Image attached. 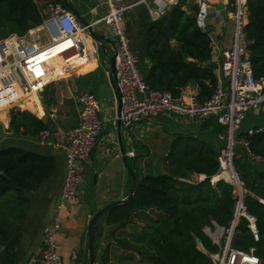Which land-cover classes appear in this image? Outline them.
I'll use <instances>...</instances> for the list:
<instances>
[{"label":"trees","instance_id":"1","mask_svg":"<svg viewBox=\"0 0 264 264\" xmlns=\"http://www.w3.org/2000/svg\"><path fill=\"white\" fill-rule=\"evenodd\" d=\"M189 3V0H177V5L160 19L150 21L146 35V57L150 66L144 80L150 90H165L174 96L191 87L204 103L217 87L216 64L212 62L209 32L198 29L195 24L197 6H192L190 12L184 10ZM42 22L33 0H0V40L11 35L25 36ZM245 32L253 41L248 49L252 75L262 81L264 0H247ZM0 119L6 121L4 112L0 113ZM45 128L33 115L10 110V132L37 136ZM236 137L245 139L250 152L264 161V129L253 135L238 132ZM240 151L237 150L233 163L244 183L245 211L254 220L258 241L253 239L249 221L239 217L231 247L242 252L253 249L264 261V168L259 163H251L245 152ZM218 153V149L205 141L178 135L163 158L164 172L143 176L130 201L102 216L105 224L127 222L135 212L155 210L160 217L151 223V235L133 244L122 240L126 249L142 254V248L137 247L142 244V255L151 264H212L205 253H216L218 246L204 229L213 232L216 225L227 229L236 203L230 185L223 181L211 182L218 172ZM53 169L51 158L20 148L0 149V264L16 263L22 227L30 208L29 194L52 175ZM200 176L202 180L195 179Z\"/></svg>","mask_w":264,"mask_h":264},{"label":"built area","instance_id":"2","mask_svg":"<svg viewBox=\"0 0 264 264\" xmlns=\"http://www.w3.org/2000/svg\"><path fill=\"white\" fill-rule=\"evenodd\" d=\"M107 13L103 22L114 41L113 58L115 61V90L120 101L119 116L109 122L129 130L133 125L151 122L162 115H172L192 122L206 119L223 127L225 144L219 149L217 162V180L223 181L233 188L236 203L233 220L227 229H215L211 236L216 253H205L212 264H264L254 254V250L242 252L231 247L236 222L239 217L247 219L254 241H258L253 218H249L244 206V183L234 168L236 151H244L255 163L263 160L250 152L245 139H238L236 134L250 111L264 110V80L254 79L250 67L248 49L253 41L245 32L247 24V0H232L233 9L230 18L234 23L230 47L222 51L216 65L217 87L211 98L204 103L198 99L196 89L185 88L178 96L168 91H152L148 88L139 69V61L131 48V40L122 27L124 14L133 5L123 6V0H105ZM151 22L160 19L166 11L177 5V0H142ZM197 11L195 24L198 29L208 32L207 18L209 14L208 0L196 1ZM48 17L40 26L34 27L27 35L44 33L48 43L41 46L29 40L27 36H9L0 41V112L20 109L22 100L34 97L45 85L50 67L68 62L79 54H84L81 46V33L85 31L76 18L61 2H51L46 6ZM57 50L52 60L39 63L36 59ZM35 61V62H33ZM226 86V92L222 90ZM79 116L76 126L65 131H54L45 128L36 136L40 147L61 150L65 156L66 174L60 192L57 208L60 210L75 200L78 189L84 178L85 165L98 144L103 122L99 117L100 105L95 96L84 92L77 97ZM57 108L51 106L49 117L57 116ZM264 127L250 128L248 135L258 134ZM133 156V153H129ZM228 174L229 178H226ZM235 178L233 182L232 179ZM199 180H202L201 178ZM61 224L56 217L45 226L41 257L43 264H64L56 243V236Z\"/></svg>","mask_w":264,"mask_h":264},{"label":"crops","instance_id":"3","mask_svg":"<svg viewBox=\"0 0 264 264\" xmlns=\"http://www.w3.org/2000/svg\"><path fill=\"white\" fill-rule=\"evenodd\" d=\"M58 1L60 0H33L42 20L48 17L47 4ZM141 1L123 0V6L133 5V7L124 14L122 27L131 40V48L138 58L140 72L145 78L150 66L146 57V35L150 19L146 7L140 3ZM189 1V5L184 8L186 12H190L192 6H196L197 0ZM70 2L81 18L90 24L94 34L103 38L102 42H96L86 31L82 32L81 46L84 49V54L81 53L59 66L50 67L44 89L34 97L22 100L20 109L15 110L25 111L33 115L46 128L54 131H65L78 123L79 104L77 97L81 93L90 92L100 105L99 117L103 122L102 132L97 146L85 165L84 178L75 200L60 210L57 206L66 174L64 152L40 147L37 144L36 136H21L17 144L0 147V149L20 148L51 158L54 166L52 175L37 190L29 194L30 208L22 227L15 264H43L41 257L43 230L56 217L61 224L56 236V243L64 264H84L87 252L84 251L87 248V226L90 218L101 208L96 196L97 188L93 186L94 175L97 173L101 176L111 163L120 160L122 147L129 171L120 163L112 187L106 191L103 199L105 204L126 199L134 183L137 184L143 176L164 172L163 158L169 151L174 139L180 135L178 133L171 135L173 138H170L167 147L162 148L163 151L160 149L157 159L150 160L148 139L143 137L145 130L142 124L151 123L164 127L167 122L165 117L168 119L178 117L162 115L151 122L133 125L129 130L119 125L114 126L109 122L111 118L117 116L119 102L108 64L110 57L113 56L114 41L103 22V17L107 13L106 3L105 0H71ZM208 2L210 8L207 30L212 40V62L217 65L222 51L227 50L231 44L234 23L230 18V13L233 4L232 0H208ZM26 36L41 46L48 43L46 35L41 37L37 34L31 37L26 33ZM100 46H103L105 52L100 49ZM51 106L57 108L58 112L55 118L49 117ZM0 113L3 115V111ZM248 114L249 118L245 121ZM248 114L240 126V132H246L250 128L264 127V110L251 111ZM193 123L200 124L201 139L199 140L205 141L218 150L224 146L223 127L215 128L213 125L217 123L214 119ZM6 127L9 128V125ZM188 135L194 137L192 130H188L182 136L188 137ZM203 137L205 140H202ZM129 153L134 155L131 156ZM159 166L160 171L158 172ZM87 178L88 182L86 181ZM200 178L203 179L202 176L195 177L198 180Z\"/></svg>","mask_w":264,"mask_h":264},{"label":"rangeland","instance_id":"4","mask_svg":"<svg viewBox=\"0 0 264 264\" xmlns=\"http://www.w3.org/2000/svg\"><path fill=\"white\" fill-rule=\"evenodd\" d=\"M208 22L209 18H207V25ZM44 35V33L39 34V36L41 37H43ZM222 90L226 92L227 89L225 85H223ZM5 115L6 121L0 119V147L7 146L10 144L15 145L17 144V141H20L21 138V136L10 132L9 129L6 127L9 125L10 111L8 110ZM165 118L167 122L166 124H164V127L152 125L151 123L142 124L145 130L143 137L144 139H148L147 143L150 151V160L157 159L160 153V149L162 150V148L164 149L165 147H167L170 138H173L171 136L173 134L178 133L180 135H183L187 133L188 130H192V134H194V137L201 139V130L199 129V123H193L189 120L187 121V119L173 117H170L169 119L168 117ZM248 118L249 114L247 115L245 121L248 120ZM213 126H215V128L220 127V125L218 126L217 124H214ZM238 132H240V130ZM223 139V142L225 144V133L223 135ZM202 140H205L204 137L202 138ZM158 168L159 172L160 166ZM86 181L88 182V178ZM159 217L160 215H158V212H156L155 210L135 212L129 217L127 222L108 226L105 224L103 217L101 216L96 223V229L94 233L95 264H151L150 260L147 259L145 255H142L144 254V247L142 244L137 245L138 248H142V254H139L132 250L126 249V246H123L122 240H126L133 244L136 242V240L144 236H147L148 238V236L151 235L149 233V229L152 225L151 223H154ZM214 234L215 231H210V235L209 233H207L206 235L211 238V235ZM84 251H87V248L84 249ZM87 262L88 257L86 252V262L84 264H87Z\"/></svg>","mask_w":264,"mask_h":264},{"label":"water","instance_id":"5","mask_svg":"<svg viewBox=\"0 0 264 264\" xmlns=\"http://www.w3.org/2000/svg\"><path fill=\"white\" fill-rule=\"evenodd\" d=\"M60 1L66 7V9L76 18L78 23L83 28H85V31L89 34V36L93 40H95L96 42L101 43L103 38L94 34L90 24L87 21H85L83 18H81V16L78 14V12L75 10V8L72 6V4L70 2L71 0H60ZM100 49L103 52H105L103 49V46H100ZM108 64H109V70H110L111 77L113 78V84L115 87V61H114L113 56L110 57ZM118 102H119V109H118L117 116H119L120 109H121L119 98H118ZM118 125L120 126V124H118ZM250 162L255 164V162L252 160H250ZM120 163H122L127 168V170L129 171V168H128L127 163H126L125 154H124L122 147H121V159L116 160L115 162L111 163L110 166H108L104 170V173L101 174V176H99V174L96 173L94 175V178H93V186L97 188L96 196H97L98 202L101 205V208L90 218L88 226H87V257H88L87 264H95L94 231H95V226H96L98 219L101 216H103L105 213H107L109 210L116 208V207H119V206H122V205H125L128 201L131 200V198L133 197L135 190H136L137 184L134 183L133 188H132L130 194L127 196L126 199L112 201L110 203L105 204L104 199H103V195L106 193V191L111 189L112 184H113V180L115 178V174L117 173L118 166L120 165ZM259 165L264 168V161L260 162ZM248 216H249V218L252 219V217L250 215H248ZM216 228L222 229V228L218 227L217 225H216ZM205 233L206 234L209 233V235H210V230L205 229ZM197 244H198V246L200 245L198 241H197Z\"/></svg>","mask_w":264,"mask_h":264},{"label":"bare ground","instance_id":"6","mask_svg":"<svg viewBox=\"0 0 264 264\" xmlns=\"http://www.w3.org/2000/svg\"><path fill=\"white\" fill-rule=\"evenodd\" d=\"M61 48H62V47H58L56 50H54V51H52L51 53H49L48 56H50V57H48V58H46V59H45V56H46V55H44V56H42V57H39V58L36 59V60L39 61V63H47L49 60H52V58L55 56V55H52V54H54L57 50H60ZM33 62H35V61H33ZM225 175L227 176L226 178H229L228 176H230V175H228V174H225ZM213 180H217V177L214 176V177H213ZM232 181L234 182V181H235V178H233ZM211 236H213V235H211Z\"/></svg>","mask_w":264,"mask_h":264}]
</instances>
